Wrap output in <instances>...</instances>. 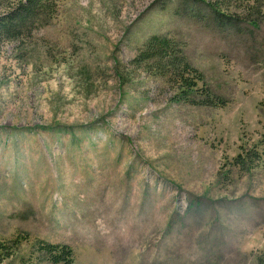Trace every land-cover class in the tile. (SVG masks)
<instances>
[{
    "label": "rangeland",
    "instance_id": "obj_1",
    "mask_svg": "<svg viewBox=\"0 0 264 264\" xmlns=\"http://www.w3.org/2000/svg\"><path fill=\"white\" fill-rule=\"evenodd\" d=\"M45 2L0 36V264H257L264 0ZM155 35L204 90L134 63Z\"/></svg>",
    "mask_w": 264,
    "mask_h": 264
},
{
    "label": "trees",
    "instance_id": "obj_2",
    "mask_svg": "<svg viewBox=\"0 0 264 264\" xmlns=\"http://www.w3.org/2000/svg\"><path fill=\"white\" fill-rule=\"evenodd\" d=\"M45 3V0H24L19 3L16 9L1 15L0 36L15 38L32 19L40 18L41 10L48 11L50 9ZM155 60L162 63L159 65V62H155ZM134 63H147L149 65L148 70L156 69L157 64L160 73L162 74L161 71H163L162 75H169L168 80L176 84L178 92L184 96L189 95L191 92L205 89L199 88L200 83L204 82L203 75L186 61V58L176 45V41L167 36H152L144 49L139 52ZM207 97H210V95L208 94ZM207 101L208 103L212 102V100ZM0 249L1 251H6V245L1 244ZM37 251L44 260L51 264H76L75 251L67 244L39 241ZM257 264H264V251L258 257Z\"/></svg>",
    "mask_w": 264,
    "mask_h": 264
}]
</instances>
